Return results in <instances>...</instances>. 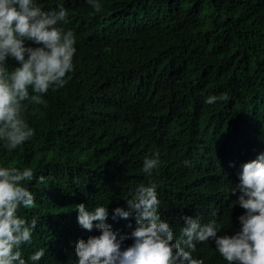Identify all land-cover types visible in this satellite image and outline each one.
I'll return each mask as SVG.
<instances>
[{
	"label": "trees",
	"instance_id": "16d2710c",
	"mask_svg": "<svg viewBox=\"0 0 264 264\" xmlns=\"http://www.w3.org/2000/svg\"><path fill=\"white\" fill-rule=\"evenodd\" d=\"M61 2L71 13L63 26L76 36L74 70L45 94L46 106L30 104V141L13 151L0 141V164L50 178L27 182L36 207L20 215L39 223L25 257L44 248L38 264H75V243L99 234L79 225L80 203L107 205L113 230L129 233L134 217L114 221L113 210L149 181L164 215L180 214L177 224L215 212L233 231L224 222L231 211L215 200L238 183L237 167L264 138V0H101L99 13L86 0L39 6ZM222 93L227 103L205 102ZM156 152L160 166L147 177L143 160ZM214 246L198 244L193 255L225 264Z\"/></svg>",
	"mask_w": 264,
	"mask_h": 264
},
{
	"label": "clouds",
	"instance_id": "9594fccd",
	"mask_svg": "<svg viewBox=\"0 0 264 264\" xmlns=\"http://www.w3.org/2000/svg\"><path fill=\"white\" fill-rule=\"evenodd\" d=\"M86 2L95 12L102 10L101 0ZM68 13L70 8L63 2L46 11L39 0H0V141L8 151L35 136L27 120L30 104L46 106L45 94L64 87L74 70L76 36L63 26ZM9 61L14 62L11 68ZM229 100L228 93H222L208 96L205 102ZM250 152V161L236 169L238 183L226 186L215 200L224 201L231 211L224 222L234 223L233 231L224 230L215 212L203 222L198 215L185 214L177 224L180 214L164 215L158 185L149 181L124 192L127 207L113 210L114 221L134 217L129 233L128 227L122 228L126 234L113 230L107 205H77L79 225L88 231L95 228L99 234L75 243V264H204L193 253L198 244L208 242H214L225 264H264V138L254 142ZM160 163L159 152L145 156L141 171L152 177ZM34 178L42 184L50 179L35 177L30 167L0 164V264H38L45 256L44 248L27 257L23 252L24 246L32 244L39 223L36 217L29 221L20 215L22 208L36 207L27 184ZM129 239L133 243L125 246Z\"/></svg>",
	"mask_w": 264,
	"mask_h": 264
}]
</instances>
